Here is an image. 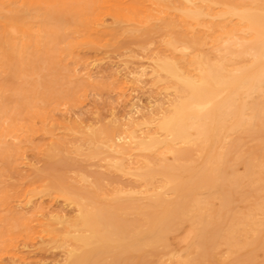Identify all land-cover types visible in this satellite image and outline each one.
I'll return each instance as SVG.
<instances>
[{
	"label": "rangeland",
	"instance_id": "374dc122",
	"mask_svg": "<svg viewBox=\"0 0 264 264\" xmlns=\"http://www.w3.org/2000/svg\"><path fill=\"white\" fill-rule=\"evenodd\" d=\"M84 1L0 0V264H264V0Z\"/></svg>",
	"mask_w": 264,
	"mask_h": 264
},
{
	"label": "bare ground",
	"instance_id": "6f19581e",
	"mask_svg": "<svg viewBox=\"0 0 264 264\" xmlns=\"http://www.w3.org/2000/svg\"><path fill=\"white\" fill-rule=\"evenodd\" d=\"M21 1H25V0H21ZM97 1L100 2H107L109 0H86V2L84 1L85 5L84 7L88 8L97 3ZM22 6V5H21ZM173 9V8H172ZM177 10V9H176ZM182 10V9H180ZM189 9H187L188 11ZM191 11H193L192 9H190ZM189 10L188 13H190L191 11ZM238 10V9H236ZM184 11V10H183ZM186 11V9H185ZM198 11V10H197ZM239 11V10H238ZM181 12V11H180ZM192 13V12H191ZM193 15V14H192ZM202 15V14H201ZM204 15V14H203ZM223 15V14H222ZM225 15V14H224ZM211 17V16H210ZM219 17V16H218ZM1 19V18H0ZM160 20V18L158 19ZM3 21V20H2ZM147 23V22H146ZM145 23V24H146ZM4 25L6 27V30L10 32V30H12L10 23L5 20L4 21ZM5 30V29H4ZM256 32V31H255ZM239 34V33H238ZM263 41V40H262ZM182 46V45H181ZM183 47V46H182ZM261 48L264 50V46L262 45ZM178 49V48H177ZM264 53L261 54V59L259 60V64L260 65H264ZM159 69L162 71H166L169 74H171L172 76L176 77V78H181V79H186L188 85H190V88L192 90L191 92V102L192 104H190L187 101L182 102L181 104H179L178 106H176L169 118H168V123H170V127L176 132H185L186 134H188V128L189 127H194V124L197 121L206 119L207 116L206 115H201L198 114L196 115L195 118H197L196 121L192 120L191 117L188 116L189 113V109H191L192 107H195L197 110H201L202 108H204L205 106H207L209 103H211L213 100L217 99L219 96L222 95L223 92H228L230 90H232V83H228L225 82L223 80L222 77H220L219 74L213 73L212 71H210L209 69L205 68L201 74L199 75V83L195 84L196 81L195 79L191 76V75H186L184 72H182L181 70H179L177 67L169 65L167 63H158ZM75 68V67H74ZM77 71V70H76ZM259 74H256L255 78L257 80H260ZM255 79V80H256ZM236 84V82H235ZM159 100V99H158ZM192 105V107H191ZM132 106V105H131ZM131 109V108H130ZM194 132L198 135L202 134V131L196 127L193 128ZM193 132V131H192ZM107 146V145H106ZM152 147V146H151ZM115 152V151H114ZM198 152V151H197ZM187 159V158H186ZM120 199V198H118ZM85 224L91 228L94 232L93 235V240L86 238V242L89 244H94L95 240L98 235H99V229H98V225L95 222V220L92 219H85Z\"/></svg>",
	"mask_w": 264,
	"mask_h": 264
}]
</instances>
